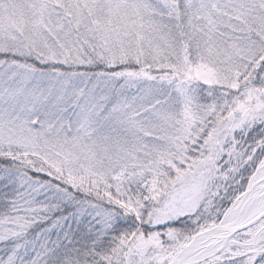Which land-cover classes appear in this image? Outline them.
Instances as JSON below:
<instances>
[{"label":"snow or ice","instance_id":"obj_1","mask_svg":"<svg viewBox=\"0 0 264 264\" xmlns=\"http://www.w3.org/2000/svg\"><path fill=\"white\" fill-rule=\"evenodd\" d=\"M0 264H264V0H0Z\"/></svg>","mask_w":264,"mask_h":264}]
</instances>
